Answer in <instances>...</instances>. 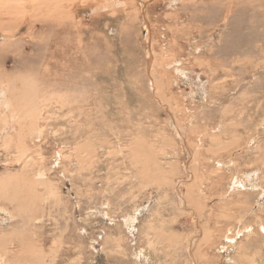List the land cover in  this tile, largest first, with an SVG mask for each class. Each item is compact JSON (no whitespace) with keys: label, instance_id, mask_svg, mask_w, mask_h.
Returning a JSON list of instances; mask_svg holds the SVG:
<instances>
[{"label":"rangeland","instance_id":"rangeland-1","mask_svg":"<svg viewBox=\"0 0 264 264\" xmlns=\"http://www.w3.org/2000/svg\"><path fill=\"white\" fill-rule=\"evenodd\" d=\"M109 1L0 27V264H264V0Z\"/></svg>","mask_w":264,"mask_h":264},{"label":"bare ground","instance_id":"bare-ground-1","mask_svg":"<svg viewBox=\"0 0 264 264\" xmlns=\"http://www.w3.org/2000/svg\"><path fill=\"white\" fill-rule=\"evenodd\" d=\"M62 1L63 0H0V27L1 28H3V26H5V24L7 25V23H10V22H12V21H14V19H15V17H17L18 15V13L19 12H24V10H25V8L26 7H31L33 10H34V12H36V13H38V14H42V15H44V16H48V14L49 15H53V14H67V12L65 11V10H63L64 8L62 7V5H61V3H62ZM73 1V0H72ZM109 1V0H108ZM111 1H113V0H111ZM111 1H109V3L111 2ZM171 1H174V0H171ZM175 1H177V0H175ZM115 2V1H114ZM121 2V1H120ZM98 3H100V2H98ZM105 4V3H104ZM104 4H102V5H104ZM106 6H107V3H106ZM109 7V6H108ZM111 7V6H110ZM108 10V9H107ZM52 12V13H51ZM62 16V15H61ZM50 18V17H49ZM50 21H53L54 19H49ZM5 24H4V23ZM151 43V42H150ZM150 51L151 50H148L147 52H148V54H149V57L152 55L151 53H150ZM151 58V57H150ZM158 62V61H157ZM158 66H159V64H158ZM181 69V68H180ZM179 72H182V74H185L183 71H179ZM180 76V75H179ZM155 84H160V79H159V77L158 76H155ZM7 84V83H6ZM4 86V85H3ZM2 87V86H1ZM4 88V87H3ZM9 88V87H8ZM6 91H7V93L4 91V93L6 94L5 96H4V93L3 92H1L0 93V97H2L3 99H5V100H3L2 101V104L4 103L5 104V106H6V108L8 107V106H11V104H13V101H12V99L10 98V96L8 95V89L6 88ZM2 100V99H1ZM13 106H14V104H13ZM4 107V106H3ZM12 107V106H11ZM15 109H14V111L16 110V107H14ZM4 109V108H3ZM9 109V108H8ZM8 109H6L5 111H7ZM5 111H3V112H5ZM21 112V111H20ZM10 113V112H9ZM9 113H7V114H9ZM4 115V114H3ZM11 115V114H10ZM13 116H15L16 117V120L18 119V113H17V115L15 114L14 115V113L12 114ZM6 116V115H5ZM20 116H21V114H20ZM12 117V116H11ZM10 117V118H11ZM32 118H34L33 116H31ZM2 118V117H1ZM6 118V117H5ZM20 118V117H19ZM24 118H26V117H24ZM23 118V119H24ZM12 119V118H11ZM15 119V118H14ZM21 119H22V117H21ZM20 119V120H21ZM27 119H29V118H27ZM31 119V118H30ZM6 120V119H5ZM20 120L18 121V123H20ZM12 121V120H11ZM22 121V120H21ZM25 121V120H24ZM34 121V120H33ZM3 122V121H2ZM13 122V121H12ZM35 122V121H34ZM33 122V123H34ZM4 123V122H3ZM11 123V122H10ZM17 122H15V124H16ZM11 125H12V123H11ZM7 126V125H6ZM16 126V125H15ZM10 128H12V126L10 127ZM15 127H14V125H13V129H14ZM27 128V127H26ZM3 129H4V126H3ZM6 129V128H5ZM36 129V128H35ZM2 130V129H1ZM34 130V129H33ZM4 131H7V130H4ZM13 131H15V130H13ZM22 130H20V132H21ZM32 131V130H31ZM12 132V131H11ZM17 133H19V131H16ZM3 133H5V132H3ZM30 133V132H29ZM2 134V133H1ZM181 134V133H180ZM13 136V135H12ZM12 136L10 137V136H6V137H2V142H3V144L4 145H6L7 147H8V145L11 143L12 144V142H13V138H12ZM21 138L15 143V145L17 146V151H18V154L16 155L18 158H22L23 157V155L25 154V152H26V149H27V147H24V144L22 145V143H21ZM23 141V140H22ZM30 144V143H29ZM222 144V143H221ZM28 145V144H27ZM25 146H26V143H25ZM31 146V145H30ZM223 146V145H222ZM85 147H87V146H85ZM84 147V148H85ZM16 148V147H15ZM88 148V147H87ZM29 149V148H28ZM33 149H35V148H33ZM211 150H213V149H211ZM88 151V150H87ZM28 152V151H27ZM148 152V151H147ZM28 154V153H27ZM193 155V154H192ZM194 156V155H193ZM16 157V158H17ZM28 157V156H27ZM17 158V159H18ZM222 165V164H221ZM159 166V165H158ZM24 168V167H23ZM24 171H25V169H24ZM133 171V170H132ZM175 171V170H174ZM44 172V171H43ZM42 172V173H43ZM20 174V173H19ZM37 174H39V173H37ZM25 175V174H24ZM23 174H21L20 176H24ZM249 177V176H248ZM10 178V177H9ZM24 178V177H23ZM8 179V178H7ZM10 180H11V178H10ZM22 180V179H21ZM235 180V179H234ZM250 180V179H249ZM1 181V180H0ZM240 181V180H239ZM2 182V181H1ZM12 182V181H11ZM19 182V181H18ZM14 183V182H13ZM17 183V182H16ZM20 183V182H19ZM23 183V182H22ZM9 184H11V183H9ZM241 184V183H240ZM253 184V183H252ZM1 185V184H0ZM17 185H18V183H17ZM16 185V186H17ZM20 185V184H19ZM49 186V185H48ZM229 186V185H228ZM13 187V186H12ZM11 187V188H12ZM250 187V186H249ZM7 188V187H6ZM44 188V187H43ZM8 190H9V188H8ZM18 190V189H17ZM49 196V195H48ZM1 198V197H0ZM32 198V197H31ZM6 200V199H5ZM33 200V199H32ZM39 199H37V201H38ZM36 201V202H37ZM5 210V209H4ZM136 210H137V208H136ZM7 211V210H6ZM6 211H4V212H6ZM7 213V212H6ZM136 213V212H135ZM5 214V213H4ZM103 214V213H102ZM138 214V213H137ZM133 216V215H132ZM1 218V217H0ZM124 218V217H123ZM122 218V219H123ZM31 219V218H30ZM35 219H37V218H35ZM125 219V218H124ZM135 219V218H134ZM133 220V219H132ZM3 221V220H2ZM4 221H5V219H4ZM31 222H32V220H30ZM36 221V220H35ZM38 221V220H37ZM1 222V221H0ZM7 222V221H6ZM3 224V223H2ZM124 224V223H123ZM122 224V225H123ZM132 224V223H131ZM124 226V225H123ZM133 226V225H132ZM135 226V225H134ZM131 228V227H130ZM131 232V231H130ZM32 235H33V233H32ZM134 235V234H133ZM35 236V235H34ZM33 237V236H32ZM230 238V237H229ZM228 239V238H227ZM226 239V240H227ZM231 239H232V237H231ZM228 240H230V239H228ZM227 240V241H228ZM2 241V240H1ZM229 242V241H228ZM4 243H6V241L4 242ZM2 244V243H1ZM32 244V243H31ZM5 245H9V244H5ZM30 245V244H29ZM29 245H28V243H25V245H24V251L26 252V251H28L29 250ZM232 245V244H231ZM2 246V245H1ZM32 246V245H31ZM235 247H237V246H235ZM239 247V246H238ZM233 248V247H232ZM231 248V249H232ZM31 249H33V248H31ZM230 249V250H231ZM234 249V248H233ZM3 250V249H2ZM35 250V249H34ZM3 252H5L4 250H3ZM8 253V252H7ZM36 253H38V252H36ZM2 253H0V255H1ZM21 254V253H20ZM9 255V254H8ZM7 255V256H8ZM41 255V254H40ZM140 256V255H139ZM138 256V257H139ZM40 257H42V258H44L43 257V255L42 256H40ZM2 258V257H1ZM229 258V257H228ZM18 259V258H17ZM21 259V258H20ZM20 259H18V260H20ZM2 263V262H1ZM17 263V262H16Z\"/></svg>","mask_w":264,"mask_h":264}]
</instances>
